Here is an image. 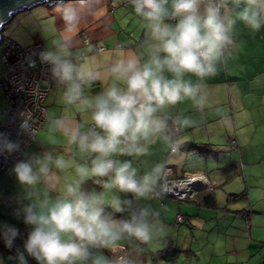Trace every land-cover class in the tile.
I'll return each mask as SVG.
<instances>
[{
	"label": "crops",
	"instance_id": "obj_1",
	"mask_svg": "<svg viewBox=\"0 0 264 264\" xmlns=\"http://www.w3.org/2000/svg\"><path fill=\"white\" fill-rule=\"evenodd\" d=\"M112 4L115 7H112ZM218 4L221 5V15L226 18H234L236 13L245 6L244 0H239V3L237 0H219ZM66 9L75 10L78 16L77 23L71 27L63 19ZM50 17V33L46 34L43 40H40V36H36L39 40H34L33 43H41L46 51H59L61 48L66 50V58L80 70L78 81L93 82L94 88L98 89L94 94L90 93L91 88L84 89L83 99H92L113 83H116L118 87H123L122 82L116 80L111 72V68L118 60L136 57L143 64L149 59L151 40L147 27L148 22L135 13L131 0H72L71 3L62 4L54 9ZM165 23L174 24L175 20L169 19ZM83 33L88 37L89 45L83 43ZM232 38L234 43L226 48L224 56L217 65L219 72L215 77L203 81H197L192 76L185 77L194 85L198 83L201 85L196 101L185 99L176 105L162 108L155 114L164 121L165 127L160 133L151 136L149 140L140 141V145L147 148L145 154H118L112 157L119 162H131L132 167L137 169L138 178L145 174L154 175L153 190L147 198L136 199L131 194L121 193L115 189L105 190L102 184L107 181V177L100 178V183H97L98 178H87L81 184V190L86 193L103 194L105 214L115 220L128 219L133 212L138 214L142 209H147L148 215L145 219L151 230V239L142 242L134 237H125L116 246L125 249L129 264H151V259L156 262L155 264H191L192 262L211 264L208 259L211 252L207 251V240H203L201 245L196 241L194 245L193 234L192 232L190 234V231L192 228H197L194 224L196 222H199L201 227H205L207 219H217L222 211V209L216 211L219 210L218 198L226 199L227 207L230 200L235 201L230 197L235 194L222 191V195L217 191L224 183L233 180L234 173L229 171V167L233 164L220 169L222 170L219 174L220 178L215 174L213 178L211 174L197 172L204 175L206 181L204 191L196 195V200L203 193H212L215 200L212 207L198 201L197 203H179L167 198H152L151 195L160 190L161 175L165 167L172 169L174 179H180L185 174L196 173L191 171L190 166L192 165L184 163L187 156L192 157L184 149L198 144L204 145L200 142L204 139V128L214 130L217 129L215 126L219 125L232 126L236 129L235 137H237L238 134L243 136L240 131L244 126H249V123L264 118V25L258 32H253L237 21L232 28ZM100 47L103 51L96 52L95 49ZM89 73L92 74L91 79H89ZM165 76H168V73H165ZM64 91L65 85L58 82L51 72L50 89L45 100L47 118L24 156V159H27L34 155L50 154L53 163L49 174L43 176L35 188H27L17 182L14 173L10 170L4 186L9 183L12 186L1 190L3 200H0L4 206L5 217L14 221L10 224L7 220V223L18 228L23 237L14 241V253H3L0 249L2 258L15 257L17 249L23 252V244L30 229L22 222V209L30 203L43 199L45 192L52 199L62 195L66 183L79 179L76 175V167L90 166L92 159L95 158L94 153L82 151L77 143L70 142L73 133L87 134L92 130L90 128L94 124L91 119V109H87L79 101L68 104L63 97ZM255 109L259 110L253 113ZM254 115H258L256 120ZM57 120L61 122L59 126L55 124ZM263 122L264 119L261 123ZM170 129L176 134L174 142L168 137ZM95 130L99 131V129ZM195 132L202 133L201 140L199 139L198 142L194 138ZM173 144L176 147L175 152H171ZM231 145L238 149L237 146L247 147L248 143L240 144L231 140ZM237 156L242 160L253 159L251 152L238 151ZM57 158H62L66 162V167L62 169L55 167L54 162ZM192 160L191 158L189 163ZM235 167L236 174H239V167ZM3 188L0 187V189ZM245 192L247 197V191ZM114 196L122 202L131 201V204L122 203L121 206L125 208V211L115 212L110 204ZM16 201L20 202V206L15 204ZM16 211L21 212L20 217L14 215ZM202 213H204V221L201 217ZM244 213H242L243 216ZM178 215L181 216V221H177ZM235 220L239 229L241 221L234 216ZM244 220L249 222V216H244ZM242 229L244 232L249 230L248 228ZM106 249L89 247V253L93 251L91 260L87 258L84 261H76L75 264H87L90 261V264H93L98 256L108 259ZM169 250L179 251L178 258L173 261L160 258V254ZM186 253H190L191 256L186 257ZM25 259L29 264H37L27 253ZM215 259L216 256L212 258L213 264H216ZM218 264L229 263L220 262Z\"/></svg>",
	"mask_w": 264,
	"mask_h": 264
},
{
	"label": "clouds",
	"instance_id": "obj_2",
	"mask_svg": "<svg viewBox=\"0 0 264 264\" xmlns=\"http://www.w3.org/2000/svg\"><path fill=\"white\" fill-rule=\"evenodd\" d=\"M131 3L135 13L148 22L150 56L143 64L136 57L116 62L111 72L123 87L113 83L92 99H83L78 83L80 70L66 58V50L40 53L41 60L51 66L53 77L65 85V101L68 104L79 101L91 109L94 129L87 134L73 133L70 142L77 143L82 151L94 153L95 158L90 166L76 167L79 179L66 183L62 195L52 199L45 192L43 199L22 209V222L30 231L23 252L17 249L16 256L9 257L19 264H27L24 253L37 264H75L89 257V247L114 248L125 237L149 241L147 209L138 214L133 212L128 219L115 220L105 214L103 194L86 193L81 184L87 178H98L100 183V178L107 177L102 184L105 190L115 189L136 199L147 198L153 190L154 175L138 178L131 162H119L112 157L145 154L147 148L140 141L149 140L165 127L164 121L155 115L158 110L185 99L196 101L201 85H194L185 77L203 81L218 74V63L226 48L234 43L232 28L237 21L253 32L264 25V0H244L245 6L234 18L223 17L221 5L214 0H170V6L169 0H131ZM63 19L71 27L78 16L75 10L66 9ZM169 19L175 23H165ZM55 124L59 126L61 122L57 120ZM26 126L27 120L21 127ZM18 148V144L0 136V151L11 153ZM52 163L50 154L34 155L17 161L12 172L21 186L35 188L49 174ZM54 163L57 168L66 167L62 158ZM260 199L264 200V195ZM122 203L130 205L131 201L122 202L115 196L110 201L115 212L125 211ZM14 215L20 217L21 212ZM18 236L19 229L15 226L0 224V239L7 249L13 248ZM93 264L112 262L98 256Z\"/></svg>",
	"mask_w": 264,
	"mask_h": 264
},
{
	"label": "rangeland",
	"instance_id": "obj_3",
	"mask_svg": "<svg viewBox=\"0 0 264 264\" xmlns=\"http://www.w3.org/2000/svg\"><path fill=\"white\" fill-rule=\"evenodd\" d=\"M71 2L72 0L64 4ZM58 7L60 5L54 7L40 5L16 14L4 25L1 31L2 38L4 40H12L22 46H28L34 40H39L36 36H40V40H43L51 30L50 14ZM4 46L5 41L0 44V76L6 72L5 64L1 59ZM4 109H7V105L0 94V122L4 120L2 114ZM258 110L255 109L252 112L256 113ZM254 116L256 120L258 115ZM262 120L254 121L251 124L249 123V126H244L240 131L243 136L238 134L237 137H235L236 129H233L232 126L222 127V125H219L215 126L217 129L214 130L204 128V139L200 142L210 145V148L207 149L215 153L214 157L200 156L198 153H193L191 154L193 159L191 163H189L191 158L188 156L184 160L187 165H192L190 166L191 171L211 174L213 178L216 175L220 178L219 174L222 171L220 169L227 167L229 164L238 166L240 173L234 174L231 182L224 183L221 189L217 190L219 191L218 194L223 195V192H225L236 195L247 191L245 199L230 200L228 207L226 199L218 198L219 210L216 211L221 209L222 211H220L221 214H218L217 219H207V226L205 227H201L200 223L196 222L194 224L197 228H192L190 231V234L191 232L193 234L194 245L196 241L197 244L201 245L203 240H207V251L211 252L208 255V259H210L211 264H213L212 258L214 256H216V264L220 262L229 264H264V200L260 199V196L264 195V122L261 123ZM201 134V132H195L194 138L197 142L201 138ZM231 140H235L236 143L240 144L247 142L248 145L247 147L237 146V149L233 146L234 143L231 145ZM238 151L243 153L251 152L253 159L244 158L245 160H242V158L237 156ZM7 174L0 172V187H4L0 189V199L2 200L1 190H6L12 186H10V183L4 186ZM2 200H0V224L7 223V220L12 224L14 222L13 219L5 217ZM15 204L20 206L19 201H16ZM242 213H244V216H249V222H245ZM224 215L226 218H222ZM234 216L241 221L239 226L241 230L239 232H237L239 229L236 220L234 221ZM201 217L204 221V213H202ZM242 228H248L249 230L244 232ZM194 245L193 248L195 249ZM92 252L89 253V260H91ZM186 255V257L191 256L190 253H186ZM0 261H2V264H19L17 259L0 257ZM90 262H87V264H90ZM34 263H37V261H34ZM155 263L151 259V264ZM27 264L29 263L27 262ZM191 264L194 263L192 262Z\"/></svg>",
	"mask_w": 264,
	"mask_h": 264
},
{
	"label": "built area",
	"instance_id": "obj_4",
	"mask_svg": "<svg viewBox=\"0 0 264 264\" xmlns=\"http://www.w3.org/2000/svg\"><path fill=\"white\" fill-rule=\"evenodd\" d=\"M214 1L218 4L217 0ZM112 7L115 5L112 4ZM82 40L85 45H89L90 41L84 33ZM4 41L1 59L6 72L0 76V94L7 109L2 112L4 120L0 122V136L19 145L18 150L11 153L0 151V172L5 174L17 161L24 159L27 148L35 141L47 118L45 100L50 89L51 66L40 58V53L46 51L41 43L23 47L2 38L1 43ZM95 51H103V48H96ZM78 83L81 84L80 81ZM25 120L27 126L22 128ZM94 127L91 126L90 129L93 130ZM175 151L176 147L173 146L171 152ZM205 181L204 175L198 173L174 179L172 169L166 167L162 171L160 190L151 197L167 198L179 203L196 202V195L204 191ZM181 219L178 215L177 221ZM106 252L112 264H129L123 247L107 248Z\"/></svg>",
	"mask_w": 264,
	"mask_h": 264
},
{
	"label": "trees",
	"instance_id": "obj_5",
	"mask_svg": "<svg viewBox=\"0 0 264 264\" xmlns=\"http://www.w3.org/2000/svg\"><path fill=\"white\" fill-rule=\"evenodd\" d=\"M217 1H219V0H217ZM175 135H176L175 132H173L172 129H170L169 132H168V137L170 138V141L174 142L173 139H174ZM173 146H175V144H173ZM207 148H210V146L205 145V144L204 145L198 144V145H195V146L187 147L186 149H184V151L186 153H190V154L198 153L200 156L214 157L215 153L212 152L211 150L207 149ZM229 171H232V173H234V174L237 173V169H236V167L234 165L229 167ZM7 173H5V174H7ZM199 197L200 198L198 200H196L195 203H197V201H198L199 203H202L203 205L206 204L209 207L214 206L215 200H214V196H213L212 193H209V194H204L203 193ZM230 197L233 198V200H237V199L242 200V199L246 198V192L244 191V192H242V193H240L238 195H231ZM22 238L23 237L21 236V233H19V236H18V238L16 240H20ZM0 249H1V251L3 253H5V252L6 253H10V254L14 253V249L13 248L12 249H7L4 246V243H3L2 239H0ZM179 254H180V252L177 251V250H169V251L163 252V254H160V256H161L160 258L164 259L165 261H173V260L178 258Z\"/></svg>",
	"mask_w": 264,
	"mask_h": 264
},
{
	"label": "water",
	"instance_id": "obj_6",
	"mask_svg": "<svg viewBox=\"0 0 264 264\" xmlns=\"http://www.w3.org/2000/svg\"><path fill=\"white\" fill-rule=\"evenodd\" d=\"M71 0H0V44L2 40L1 31L16 14L40 5L54 7L62 5ZM81 82L82 94L84 89L91 88L90 93L94 94L98 89L94 88L93 82Z\"/></svg>",
	"mask_w": 264,
	"mask_h": 264
}]
</instances>
